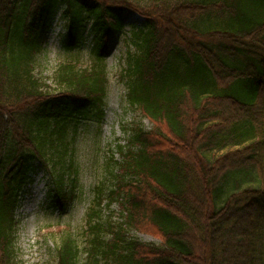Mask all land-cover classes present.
Returning a JSON list of instances; mask_svg holds the SVG:
<instances>
[{
  "label": "trees",
  "instance_id": "1",
  "mask_svg": "<svg viewBox=\"0 0 264 264\" xmlns=\"http://www.w3.org/2000/svg\"><path fill=\"white\" fill-rule=\"evenodd\" d=\"M59 5L65 49L78 50L88 24L93 48L90 66L61 62L53 88L34 71ZM132 11L145 23L121 82L152 128L119 145L114 187L99 188L87 214L86 264H264V0H0V264H16L17 209L36 164L66 205L69 125L105 117L109 44ZM114 203L118 223L104 214ZM57 256L78 264L72 234Z\"/></svg>",
  "mask_w": 264,
  "mask_h": 264
},
{
  "label": "rangeland",
  "instance_id": "2",
  "mask_svg": "<svg viewBox=\"0 0 264 264\" xmlns=\"http://www.w3.org/2000/svg\"><path fill=\"white\" fill-rule=\"evenodd\" d=\"M64 8V5H59L47 19L40 39L42 50L35 63L34 74L53 88V74L61 62L76 57L81 66L91 64V24L84 29L77 43L78 50L67 51L68 21L63 17ZM125 24L124 30L109 44V88L105 117L100 123L80 117L69 125L73 166L66 175V192L71 193L66 205H60L56 200L53 174L39 164L35 165L31 181L21 195L16 215V264H57V249L67 233L72 234L80 249L78 264H86L89 246L87 214L98 189L114 187L112 176L116 174L115 163L121 159L119 145L126 144L129 129L135 126L146 130L152 128L140 112L129 106L126 89L121 82L126 56L133 51L130 36L144 25V19L138 13H130L126 16ZM104 214L114 223L121 220L118 203L105 208ZM129 235L145 244H160L158 239L137 231H130Z\"/></svg>",
  "mask_w": 264,
  "mask_h": 264
}]
</instances>
